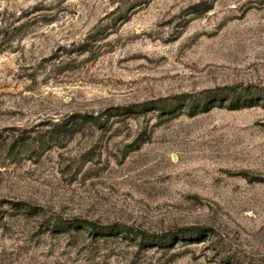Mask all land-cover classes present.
I'll return each mask as SVG.
<instances>
[{
    "label": "rangeland",
    "instance_id": "obj_1",
    "mask_svg": "<svg viewBox=\"0 0 264 264\" xmlns=\"http://www.w3.org/2000/svg\"><path fill=\"white\" fill-rule=\"evenodd\" d=\"M263 96L264 0H0V264H264Z\"/></svg>",
    "mask_w": 264,
    "mask_h": 264
},
{
    "label": "trees",
    "instance_id": "obj_2",
    "mask_svg": "<svg viewBox=\"0 0 264 264\" xmlns=\"http://www.w3.org/2000/svg\"><path fill=\"white\" fill-rule=\"evenodd\" d=\"M212 94V93H211ZM247 97L248 96H245L244 98H246L245 100H248L247 99ZM219 98H221V97H219V96H217V95H215L214 96V98L213 99H211V100H213L214 102H218V101H222V100H220ZM207 100L208 99H206V101H202L200 104V106H205V104H207L206 102H207ZM258 100L261 102V101H263L264 100V96L263 97H259L258 98ZM247 102V101H246ZM247 103H245L244 105H238V107H234V108H242V107H245V105H246ZM252 104L250 103L249 105H247V106H251ZM221 106H223V103L221 104ZM233 106H235V105H231L229 108H233ZM241 106V107H240ZM167 243H169V240H168V242Z\"/></svg>",
    "mask_w": 264,
    "mask_h": 264
}]
</instances>
